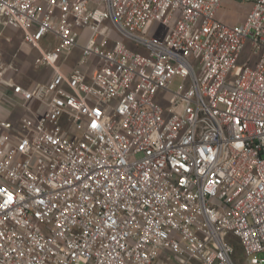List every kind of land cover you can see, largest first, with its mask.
<instances>
[{
  "label": "built area",
  "instance_id": "1",
  "mask_svg": "<svg viewBox=\"0 0 264 264\" xmlns=\"http://www.w3.org/2000/svg\"><path fill=\"white\" fill-rule=\"evenodd\" d=\"M244 1L228 25L220 0H0V35L54 72L22 85L0 52L25 111L0 118V264H264V0Z\"/></svg>",
  "mask_w": 264,
  "mask_h": 264
},
{
  "label": "rangeland",
  "instance_id": "2",
  "mask_svg": "<svg viewBox=\"0 0 264 264\" xmlns=\"http://www.w3.org/2000/svg\"><path fill=\"white\" fill-rule=\"evenodd\" d=\"M252 3L244 0H220V6L215 13V18L218 21L228 25L240 24L245 19L247 13L251 10ZM11 30H6L4 37L0 40V52L2 53L3 61L8 68V72L23 85H33L36 81H47L53 76L54 72L49 66H38L37 60L39 54L36 49L22 42L21 33L18 31L13 33L12 41L6 40V35L10 34ZM112 36L115 35L112 33ZM51 41L49 44L48 42ZM40 45L45 50H49L51 46L54 48L56 40L45 37ZM80 57V52L73 48L68 52L59 54V59L56 63L62 71L71 70L73 63ZM182 83L179 76H174L168 85V88L175 91ZM235 247V253L241 256V248L235 239L232 240ZM258 258H264V252L256 255Z\"/></svg>",
  "mask_w": 264,
  "mask_h": 264
},
{
  "label": "crops",
  "instance_id": "3",
  "mask_svg": "<svg viewBox=\"0 0 264 264\" xmlns=\"http://www.w3.org/2000/svg\"><path fill=\"white\" fill-rule=\"evenodd\" d=\"M6 30L7 31L11 30V33L6 35V40H8L10 42L13 39V35L12 34L18 32V31H15V30L10 29V28H5V29H3V31H2V33L0 35V40H1L2 37H4V35L6 33ZM75 63H73L72 67H74ZM56 67L59 68V66H57V65H56ZM60 70H62V69H60ZM66 71L69 72L70 70L69 71L66 70ZM9 74L11 75V73H9ZM25 86H27V85H25ZM18 101H19V97H17V96H12L11 99L2 98L0 100V118L15 120V119H18L20 116H22L25 113V111L22 109V107L19 104H17ZM3 103H5V104H3Z\"/></svg>",
  "mask_w": 264,
  "mask_h": 264
}]
</instances>
